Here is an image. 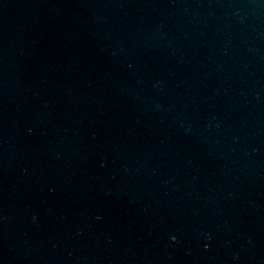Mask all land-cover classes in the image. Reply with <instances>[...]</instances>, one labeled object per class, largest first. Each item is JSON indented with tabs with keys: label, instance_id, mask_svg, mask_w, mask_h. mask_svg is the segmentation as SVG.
<instances>
[{
	"label": "water",
	"instance_id": "1",
	"mask_svg": "<svg viewBox=\"0 0 264 264\" xmlns=\"http://www.w3.org/2000/svg\"><path fill=\"white\" fill-rule=\"evenodd\" d=\"M0 264H264V0H0Z\"/></svg>",
	"mask_w": 264,
	"mask_h": 264
}]
</instances>
